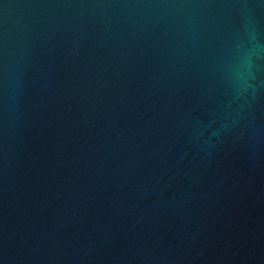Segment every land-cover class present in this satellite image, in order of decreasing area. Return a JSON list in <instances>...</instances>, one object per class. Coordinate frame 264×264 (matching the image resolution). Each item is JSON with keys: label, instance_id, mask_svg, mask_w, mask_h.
<instances>
[{"label": "water", "instance_id": "obj_1", "mask_svg": "<svg viewBox=\"0 0 264 264\" xmlns=\"http://www.w3.org/2000/svg\"><path fill=\"white\" fill-rule=\"evenodd\" d=\"M0 264H264V0H0Z\"/></svg>", "mask_w": 264, "mask_h": 264}]
</instances>
